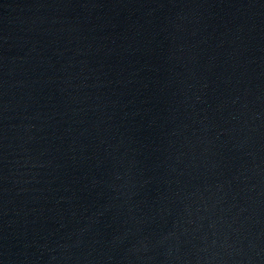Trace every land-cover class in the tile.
<instances>
[{"label": "water", "instance_id": "water-1", "mask_svg": "<svg viewBox=\"0 0 264 264\" xmlns=\"http://www.w3.org/2000/svg\"><path fill=\"white\" fill-rule=\"evenodd\" d=\"M0 264H264V0H0Z\"/></svg>", "mask_w": 264, "mask_h": 264}]
</instances>
